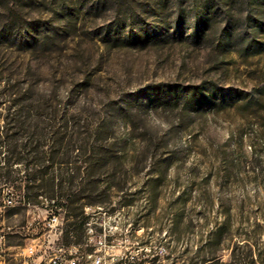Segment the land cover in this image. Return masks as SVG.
I'll return each mask as SVG.
<instances>
[{"label":"rangeland","instance_id":"obj_1","mask_svg":"<svg viewBox=\"0 0 264 264\" xmlns=\"http://www.w3.org/2000/svg\"><path fill=\"white\" fill-rule=\"evenodd\" d=\"M205 5L215 11L195 39ZM251 5L0 0V25L13 12L38 29L26 38L36 44L0 40V125L14 98L31 95L39 113L46 107L81 124L111 119L126 162V171L117 166L113 196L84 208L83 231L66 237L64 210L40 197L38 204L5 209L6 241L57 237L78 247L81 264L99 254L102 264H178L182 258L187 264L208 251L226 264H264V11H256L260 22L249 28L244 17ZM228 21L234 36L224 46L220 34ZM240 27L247 36L240 37ZM197 88L207 100L187 103ZM83 136L76 142L80 152L92 143ZM83 158L61 167L83 181ZM13 169V178L23 174V166ZM18 186L0 185V205L10 191L19 203ZM50 213L59 218L53 226Z\"/></svg>","mask_w":264,"mask_h":264},{"label":"trees","instance_id":"obj_2","mask_svg":"<svg viewBox=\"0 0 264 264\" xmlns=\"http://www.w3.org/2000/svg\"><path fill=\"white\" fill-rule=\"evenodd\" d=\"M251 2L253 9L251 8L244 17V24L249 28L260 22L254 17L256 11L260 13L264 11V0ZM211 7L205 5L204 11L199 10L200 14L196 16L197 24L192 32L195 39H199L201 33L208 29V21L211 20L208 13L215 11L211 12ZM8 18H11L9 23L2 22L0 25V40H12L20 44L24 39L32 44L38 42L26 40L31 36L30 29L38 31L35 26L23 25L20 16L13 12ZM250 21L252 23H249ZM129 25V29L132 30L133 24ZM119 27L121 24H115V29ZM123 27L125 26L122 25ZM233 30L229 21L222 27L220 39L225 40L224 46H229L234 36ZM239 35L241 38L247 36V28L240 27ZM250 41L248 44L252 46ZM201 93L202 90L194 89L184 100L198 105L207 100ZM30 100L31 95L14 98L12 104L6 107L8 112L3 124L0 125V185L7 186L11 181L19 183V200L23 204H38L39 198L44 197L52 201L56 208L63 209L66 221L63 231L68 237L71 232L83 231L86 223L84 214L86 206L100 205L105 199L113 196L120 182L117 175L120 170L117 166H122L126 171V162L122 151L115 146L112 139L111 119L103 118L97 122L81 124L73 115H62L57 111L47 113L46 107L44 112H36L39 105L29 103ZM10 109H14L13 112H10ZM81 134H84L82 137L84 141L91 138L92 143L90 147L84 146L80 152L76 142L81 139ZM48 141L52 143L45 149V143ZM74 148L78 149L79 153L72 156L71 151ZM80 156L84 157L83 163L86 165L84 168L86 178L83 181L78 180V174L71 173L72 170L68 167H61L77 164V158ZM18 166H23V174L13 178L12 173L15 171L13 167ZM75 168L79 172L80 168ZM197 253L199 254V251ZM198 259L191 262L190 258L187 264H226L219 261L213 251L201 254ZM178 264H183V258Z\"/></svg>","mask_w":264,"mask_h":264},{"label":"built area","instance_id":"obj_3","mask_svg":"<svg viewBox=\"0 0 264 264\" xmlns=\"http://www.w3.org/2000/svg\"><path fill=\"white\" fill-rule=\"evenodd\" d=\"M10 194L0 205L2 220L5 218L6 208L23 204L20 200L17 203L13 199L11 191ZM58 220L55 213H50L47 224L53 226ZM5 229H9V226L0 224V264H81L80 252L76 245L63 246L57 242V237L49 238V235L42 240L37 237H25L24 241L26 242L11 244L6 241L7 231H4ZM103 243V240L99 238L98 244L102 245ZM91 256L86 255V257ZM104 259L103 254L95 255L89 264H102Z\"/></svg>","mask_w":264,"mask_h":264}]
</instances>
